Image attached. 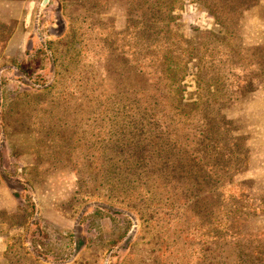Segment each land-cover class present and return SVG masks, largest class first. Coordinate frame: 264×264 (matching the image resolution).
I'll use <instances>...</instances> for the list:
<instances>
[{"label": "rangeland", "instance_id": "obj_1", "mask_svg": "<svg viewBox=\"0 0 264 264\" xmlns=\"http://www.w3.org/2000/svg\"><path fill=\"white\" fill-rule=\"evenodd\" d=\"M41 2L0 0V264H262L264 0Z\"/></svg>", "mask_w": 264, "mask_h": 264}, {"label": "trees", "instance_id": "obj_2", "mask_svg": "<svg viewBox=\"0 0 264 264\" xmlns=\"http://www.w3.org/2000/svg\"><path fill=\"white\" fill-rule=\"evenodd\" d=\"M176 3V0H170V2L167 4L166 8L164 9L163 4L164 3H155L150 2L148 4L146 12H150V17H152L153 13L156 12L157 9L161 10V14L159 16V20L163 21L169 12H171L174 8V5ZM154 7V8H153ZM165 10V12L163 10ZM144 14V21L145 17H147V14ZM58 24H64V20L62 17H57ZM146 22V21H145ZM145 25V24H144ZM145 28V27H143ZM146 28H149L146 26ZM167 34V35H166ZM157 36L152 37V35L144 36V39L147 41H151L153 48L146 47L145 48V56H144V62L146 64V70L148 72L144 71V74L148 76V87L145 88L148 92L150 91H157L159 89V85L162 84V82L165 83H177L178 77L182 76V72L185 69V57L188 55V50L186 47H176L173 44L172 38H174L173 33L170 32V29H159V31L156 33ZM175 47V48H174ZM175 96L173 95V98H171V103L174 106V108H178L179 105V98L180 96L178 93L175 92ZM152 105V111L151 119L153 121H160V118L162 116V113L158 112L159 109V102L151 103ZM156 110V111H155ZM159 113V117H158ZM158 117V118H157ZM242 256H236L238 259H242ZM259 259V258H257ZM264 264L263 259L259 260ZM243 262V261H242ZM247 264H252V262L249 260L247 261Z\"/></svg>", "mask_w": 264, "mask_h": 264}, {"label": "water", "instance_id": "obj_3", "mask_svg": "<svg viewBox=\"0 0 264 264\" xmlns=\"http://www.w3.org/2000/svg\"><path fill=\"white\" fill-rule=\"evenodd\" d=\"M49 0H42L41 4H40V8H42L43 6H45L48 3Z\"/></svg>", "mask_w": 264, "mask_h": 264}]
</instances>
